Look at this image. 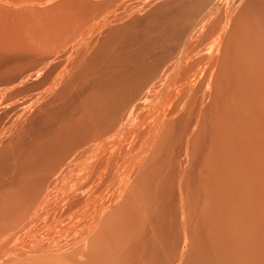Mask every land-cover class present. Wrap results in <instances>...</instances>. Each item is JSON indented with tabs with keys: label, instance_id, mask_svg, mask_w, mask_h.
Instances as JSON below:
<instances>
[{
	"label": "rangeland",
	"instance_id": "374dc122",
	"mask_svg": "<svg viewBox=\"0 0 264 264\" xmlns=\"http://www.w3.org/2000/svg\"><path fill=\"white\" fill-rule=\"evenodd\" d=\"M13 1L0 264H264V53L222 32L255 1Z\"/></svg>",
	"mask_w": 264,
	"mask_h": 264
},
{
	"label": "bare ground",
	"instance_id": "6f19581e",
	"mask_svg": "<svg viewBox=\"0 0 264 264\" xmlns=\"http://www.w3.org/2000/svg\"><path fill=\"white\" fill-rule=\"evenodd\" d=\"M3 1V0H2ZM7 2H8V0H6ZM5 0H4V3L6 2ZM13 1V0H12ZM19 1H21V0H19ZM18 1V2H19ZM24 1V0H23ZM26 1V0H25ZM30 1V0H29ZM29 1H27V2H29ZM66 1V0H65ZM110 1V0H109ZM222 1V4H223V6H227V0H221ZM248 2H250V1H253V0H247ZM255 1V3H256V7L254 8V9H252L250 12H244L243 10H240V12L241 13H239L240 15H239V21H238V23L237 24H235V25H233V26H229L230 24H228V21H227V23H225L224 24V28H223V35L225 36V37H227L228 35H233V37L235 38H232L231 37V35H230V37L232 38V39H234V41L232 42L233 43V45L235 46L234 48H236L238 51L236 52V53H240L241 54V57L240 56H238L237 57V59L240 57V58H242V60H244L245 58H243L242 57V55L244 56H246V55H248V56H250V58L253 56V55H263V53H264V0H254ZM6 2V3H7ZM10 2V1H9ZM14 2V1H13ZM17 2V1H16ZM15 2V3H16ZM51 2H52V0H51ZM1 3H3V2H1ZM12 3V2H11ZM23 3V2H22ZM21 3V4H22ZM31 3H34L33 2V0H32V2ZM9 4V3H8ZM7 4V5H8ZM18 4V3H17ZM26 4V3H25ZM28 4V3H27ZM26 4V5H27ZM100 4V3H99ZM1 5V4H0ZM4 5V4H3ZM20 5V4H19ZM19 5H17V6H19ZM22 5H24V4H22ZM30 5V4H29ZM32 6H34L33 4H31ZM58 5V4H57ZM106 5V4H105ZM2 6V5H1ZM0 6V7H1ZM14 6H16V5H14ZM246 6V5H245ZM7 7H9V6H7ZM6 6H5V9L7 8ZM13 7V6H12ZM20 7V6H19ZM18 7V8H19ZM23 7V6H22ZM22 7H20V8H22ZM26 7V6H25ZM11 8V7H10ZM14 8V7H13ZM16 8V7H15ZM17 8V9H18ZM29 7H27V9H28ZM31 8V7H30ZM30 8H29V10H30ZM34 8V7H33ZM33 8H32V10H33ZM35 8H37V7H35ZM5 9H3V10H5ZM17 9H16V11H17ZM23 9H24V7H23ZM243 9V8H242ZM8 10V9H7ZM7 10H5L6 11V13L8 12ZM22 10V9H21ZM29 10H27L28 12H29ZM35 10V9H34ZM34 10L31 12V13H33L34 12ZM42 10V9H41ZM2 10L0 9V12H1ZM10 11H12V10H10L9 9V13H10ZM24 11V10H23ZM25 11H26V9H25ZM31 11V10H30ZM62 11V10H61ZM36 12V11H35ZM60 12V11H59ZM14 12L12 11V14H13ZM16 13V12H15ZM41 13V12H40ZM2 14H3V12H2ZM19 15H20V12L18 13ZM18 14H15V15H17V18H18ZM21 14H22V12H21ZM4 15V14H3ZM2 15V16H3ZM10 15H11V13H10ZM9 15V16H10ZM14 15V14H13ZM22 15H24V14H22ZM25 15H26V13H25ZM40 15V14H39ZM53 15V14H52ZM2 16L0 17V19L2 18ZM6 16V15H5ZM30 16V15H29ZM65 16V15H64ZM7 17H8V15H7ZM7 17H5V18H7ZM13 17V16H12ZM23 17V16H22ZM22 17H20L21 19H22ZM26 17H28V14L26 15ZM9 18V17H8ZM7 18V19H8ZM11 18V17H10ZM25 18V16L23 17V19ZM29 18V17H28ZM30 18H31V16H30ZM33 18H34V16H33ZM3 19V18H2ZM1 19V20H2ZM22 19V20H23ZM35 19V18H34ZM60 19V18H59ZM17 19H11V20H5L6 22L5 23H1V21H0V51L2 52V51H6V52H12V51H16V50H20L19 49V46H18V44H17V42L19 41V38H24L23 37V32H21L23 29H22V27H21V31L20 32H18V30H20V28H18V25H17V23L15 22ZM25 21H26V19H24ZM27 20H29V19H27ZM35 20H37V19H35ZM32 21L34 22V20L32 19ZM40 21V20H39ZM68 21V20H67ZM27 22V21H26ZM31 22V21H30ZM29 22V23H30ZM66 22V21H65ZM24 23V22H23ZM32 23V22H31ZM30 23V24H31ZM44 23V22H43ZM63 23V22H62ZM68 23V22H67ZM25 24V23H24ZM39 24V23H38ZM46 24V23H45ZM19 25H20V21H19ZM21 25H23V24H21ZM40 25H42V24H40ZM25 26H27V25H25ZM31 26H33V25H30V27ZM42 26H44V25H42ZM49 26V25H48ZM47 26V27H48ZM53 26H55V25H53ZM60 26V25H59ZM67 26V25H66ZM36 27V26H35ZM47 27H46V30H47ZM65 27V26H64ZM33 28V27H32ZM53 28V27H52ZM67 28V27H66ZM31 29V28H30ZM34 29V28H33ZM122 29V28H121ZM24 30H25V27H24ZM37 30H38V28H37ZM120 30V29H119ZM27 31V30H26ZM123 31V30H122ZM29 32V31H28ZM32 32V31H31ZM42 32V31H41ZM45 32V31H44ZM23 33V34H22ZM26 33V32H25ZM30 33V32H29ZM29 33H28V36H29ZM34 33V32H33ZM33 33H31V34H33ZM40 33V32H39ZM46 33V32H45ZM35 34V33H34ZM25 35V34H24ZM36 35V34H35ZM39 35V34H38ZM46 35V34H45ZM28 36H26V37H28ZM35 37V36H34ZM41 37V36H40ZM36 38V37H35ZM17 39H18V41H17ZM25 39V38H24ZM23 39V40H24ZM31 39H34V38H31ZM224 39H226V38H224ZM231 39V40H232ZM25 40H28L27 38L25 39ZM36 40V39H35ZM225 41V40H224ZM223 41V42H224ZM22 42V41H21ZM27 43L29 42V41H26ZM33 42V41H32ZM226 42V41H225ZM231 42V41H230ZM235 42V43H234ZM229 43V42H228ZM232 45V44H231ZM27 46V45H26ZM26 46L24 47V49L26 50ZM29 46V45H28ZM36 46V45H35ZM226 46V45H225ZM228 46V45H227ZM23 47V46H22ZM32 47H34V46H32ZM229 47V46H228ZM33 49H35V48H33ZM232 49V48H231ZM233 51H235V50H233ZM0 52V53H1ZM248 56H246V57H248ZM263 58H264V56H263ZM253 59H256V58H254V57H252L251 58V60H252V62H253ZM240 59H238V61H239ZM246 60V59H245ZM250 59H249V61H251ZM248 60H247V63H246V61H245V63H246V65L248 64V62H249ZM260 61H262L263 63H264V61L263 60H260ZM240 63L242 64V62L240 61ZM239 63V65H241ZM256 64L258 63V61L257 62H255ZM255 63H252V65H256ZM250 64V63H249ZM248 64V65H249ZM260 64V63H259ZM259 64H257L258 66H260ZM238 65V66H239ZM247 65V66H248ZM264 65V64H263ZM250 66V65H249ZM248 66V67H249ZM253 66V67H254ZM239 67H243V66H239ZM252 66H251V68H253ZM261 67V66H260ZM247 68V67H246ZM255 69H256V67H254ZM241 69V71L243 70L242 68H240ZM258 71V70H257ZM259 83H256V87H257V85H258ZM260 86V85H259ZM255 87V88H256ZM257 90V89H256ZM259 95V94H258ZM13 195V194H12ZM16 195V194H15ZM14 197V196H13ZM6 200V199H5ZM12 203H13V201H12ZM6 205V204H5ZM77 264H81V263H77Z\"/></svg>",
	"mask_w": 264,
	"mask_h": 264
}]
</instances>
